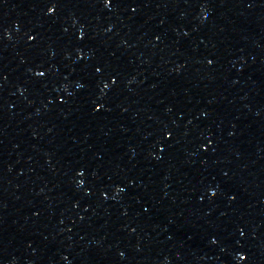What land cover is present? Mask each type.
Returning a JSON list of instances; mask_svg holds the SVG:
<instances>
[{"label":"water","instance_id":"95a60500","mask_svg":"<svg viewBox=\"0 0 264 264\" xmlns=\"http://www.w3.org/2000/svg\"><path fill=\"white\" fill-rule=\"evenodd\" d=\"M0 264H264V0L0 106Z\"/></svg>","mask_w":264,"mask_h":264}]
</instances>
